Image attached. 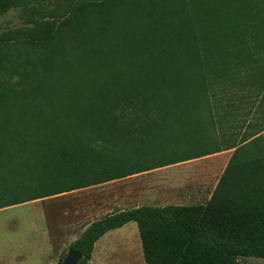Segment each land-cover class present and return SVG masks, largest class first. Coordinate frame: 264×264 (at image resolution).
<instances>
[{"label":"trees","instance_id":"trees-1","mask_svg":"<svg viewBox=\"0 0 264 264\" xmlns=\"http://www.w3.org/2000/svg\"><path fill=\"white\" fill-rule=\"evenodd\" d=\"M12 8L32 25L3 32L0 51L14 42L34 54H0V208L209 154L187 134L209 109L210 63L225 76L227 55L244 66L264 54V0H0V15ZM254 125L264 131V117ZM130 221L147 264L264 258V132L234 149L204 203L106 213L68 248L87 264L94 243Z\"/></svg>","mask_w":264,"mask_h":264},{"label":"rangeland","instance_id":"rangeland-1","mask_svg":"<svg viewBox=\"0 0 264 264\" xmlns=\"http://www.w3.org/2000/svg\"><path fill=\"white\" fill-rule=\"evenodd\" d=\"M52 8L53 5L44 2L39 7V11L44 13L52 11ZM21 14L22 11L20 9L12 8L4 15H0V36L8 30L32 25V23H25V19ZM0 54L21 56V54L34 53L26 49L22 43L15 44L11 42L9 48H3ZM238 55H227L230 60V67L225 76H221L215 70L217 58H214L213 61L211 59L212 63H210L208 73L209 109H207V113H204L201 109L194 113V117L189 120L191 126L188 128L189 132L187 134L190 137L189 141L191 144L201 143L199 148H209L211 142L215 144V141L218 140L215 125H222L221 122L225 118L224 111L227 108L228 110L232 109V106L235 105L234 101L245 97H257L259 94L258 89L262 85L264 87V63L260 60V58L264 57V54H253L250 61L246 62L244 66H241L242 64L239 65L240 61L236 60ZM15 61H20V58H15ZM11 66L15 65L11 64ZM256 72L263 73L253 76ZM201 75V72H196L193 76L197 89H199L197 85H200ZM12 78L16 80L18 77L13 75ZM205 95V89L200 91L198 95V103L200 102V105ZM225 101L231 107H224L226 105L224 104ZM44 108H47V106H44ZM84 137L89 144L97 148H110L108 144L93 134L85 133ZM168 144L164 147V152H169L175 148H169L173 145L171 143ZM187 146L188 143H182L176 146L175 150ZM155 153L160 154L158 150ZM199 164L198 159L186 162L179 169V176L176 177L177 173L174 174V183H177L180 189L179 191L165 190V194L173 196L168 201H173L175 196H181L180 198H182L186 189L192 184V178L188 174L198 169ZM173 171L168 169L163 172L165 175L170 176L174 173ZM161 175L162 171H156L151 176L146 177V179L143 177L140 179L112 181L103 185L82 188L44 199L0 208V264H59L60 258L64 257L69 249V244L80 235L87 222L97 219L105 213L116 211L120 206L133 205V202L124 205V202L121 201V194H135L139 190L140 180L146 181L148 178L147 181L153 183L157 180H154L153 177L160 179ZM160 191L159 187H154L153 190L149 191L151 193L149 198H153ZM97 194L99 195L98 198ZM135 197L133 195L129 198L133 200ZM139 202L150 205L146 200ZM96 204H100L103 207L96 209ZM112 206L115 207L114 210H111ZM129 208L132 207L130 206ZM134 225L136 226V232L130 230V226ZM130 244L139 245L140 251L132 249L134 248V245H132L130 254L128 252ZM103 247L107 249L105 257L108 259L126 261L128 258H132L138 260L136 264H146L142 257L138 227L135 222L123 229H113L108 235L104 236L95 248L93 259L104 257ZM238 261L243 264H264V258L261 257H239ZM121 264H127V262H122Z\"/></svg>","mask_w":264,"mask_h":264},{"label":"crops","instance_id":"crops-1","mask_svg":"<svg viewBox=\"0 0 264 264\" xmlns=\"http://www.w3.org/2000/svg\"><path fill=\"white\" fill-rule=\"evenodd\" d=\"M260 95H257V97L252 96L250 98L245 97L243 99L234 101L235 105L232 106V109L224 111L225 112V118L221 122L222 125L216 124L215 125V132L217 133V138L218 140L215 141V144L211 142L210 147L208 148L209 154L204 155L202 157L186 160V161H181L169 165H165L162 167H158L155 169L139 172L136 174L128 175L126 177L114 179L108 182L112 181H120L123 179H140L145 177L151 176L153 173L156 171H162V175L160 176V179L157 177H153V179H157L155 182L151 183L148 182V178L146 181H141L138 186L139 190L135 194H128L125 195L124 193L121 194L122 197V202H124V205L130 204L133 202V205H130L132 208L137 207L142 205L143 203L139 202L141 200H146L150 205H157V206H164L167 204H193V203H204L207 201L217 182L218 179L223 172L224 168L227 165V162L229 161L234 149L238 146H241L251 139L259 136L262 134L264 131L257 133L254 135L255 132L258 131L257 126L254 125V122L259 121L260 118L264 117V103L260 102ZM224 107H231L227 105V101L224 102ZM253 134V135H252ZM245 139L244 141H242ZM198 159L199 161V166L198 169H195L194 171L190 172L188 175L191 176L192 178V184L190 187L186 189V192L184 195H182V198L179 196H175L173 201H168L170 198L172 199V195H168L167 193L165 194V190L170 189L172 191H179L180 186L177 183H174L175 180L173 177H175L174 174H176V177L178 175L179 169L184 165V163L196 160ZM160 169V170H158ZM168 169L174 170L170 176L165 175L163 171H166ZM187 175V174H186ZM188 178V179H191ZM159 179V180H158ZM100 183L97 185H103L105 183ZM93 185V186H97ZM89 186V187H93ZM85 187V188H89ZM154 187H159L161 191L159 194H155L153 198H149V191L153 190ZM82 189V188H81ZM75 191V190H74ZM72 192V191H70ZM68 193V192H67ZM63 194V193H62ZM60 195V194H59ZM136 196L133 200H130L132 198H129L130 196ZM97 198L99 195H96ZM150 201V202H149ZM29 202V201H28ZM114 203H116L115 200H113ZM190 202V203H189ZM102 205L96 204V209L102 208ZM130 206H123L118 209V210H123V209H128ZM119 207V205H118ZM115 207H111V210H114ZM115 212V211H113ZM106 214V213H105ZM104 215V214H103ZM94 220V219H92ZM91 220V221H92ZM132 222L135 221H130L126 223L125 225L115 228V229H123L126 228L127 226L131 225ZM136 224V222H135ZM137 225V224H136ZM130 230H134L136 232V226H130ZM84 229V228H83ZM113 230V229H112ZM108 232H106L104 235H102L95 243H94V248L92 251V255L88 261L87 264H121L122 262H127V264H136L138 260L128 258L126 261H121L118 259H108L105 257L107 249L103 247L102 252L104 254V257L98 258V259H93L94 251L98 243L102 241V238L106 235H108ZM134 244H130V248L128 252L131 254V246ZM134 250L140 251L139 245H134L133 246ZM140 254V252H139ZM130 257V256H129ZM141 257V256H140ZM143 257V256H142ZM139 259V258H137ZM144 260V259H143ZM147 264V263H146Z\"/></svg>","mask_w":264,"mask_h":264},{"label":"water","instance_id":"water-1","mask_svg":"<svg viewBox=\"0 0 264 264\" xmlns=\"http://www.w3.org/2000/svg\"><path fill=\"white\" fill-rule=\"evenodd\" d=\"M83 255L78 250L69 248L62 258L60 264H78Z\"/></svg>","mask_w":264,"mask_h":264}]
</instances>
